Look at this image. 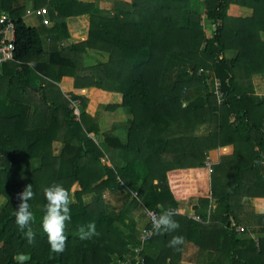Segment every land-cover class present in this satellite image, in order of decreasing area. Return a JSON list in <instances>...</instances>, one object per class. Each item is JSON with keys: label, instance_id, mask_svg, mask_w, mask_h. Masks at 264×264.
Returning a JSON list of instances; mask_svg holds the SVG:
<instances>
[{"label": "trees", "instance_id": "1", "mask_svg": "<svg viewBox=\"0 0 264 264\" xmlns=\"http://www.w3.org/2000/svg\"><path fill=\"white\" fill-rule=\"evenodd\" d=\"M103 4L0 0L15 47L14 61L0 66V264H118L132 252L140 202L159 214L172 210L179 224L154 233L143 264H264V96L252 82L264 77V0ZM43 7L52 24L47 37L66 41L51 52L42 30L24 22L28 11ZM67 19L78 20L76 30ZM203 19L211 24L210 37ZM90 51L106 62L87 66ZM174 61L189 70L171 80ZM209 74L220 83V99ZM66 76L74 79L68 98L59 87ZM189 92L200 103H188ZM101 104L129 118L99 142L94 115ZM203 126L209 133L199 137ZM55 143L61 145L56 155ZM228 145L233 154L209 173L208 153ZM57 183L71 196L62 253L51 250L41 228L43 190ZM28 184L31 243L13 212ZM183 202L193 204L201 222L175 214ZM89 223L97 234L82 241L79 229ZM176 236L184 243L172 247Z\"/></svg>", "mask_w": 264, "mask_h": 264}, {"label": "clouds", "instance_id": "2", "mask_svg": "<svg viewBox=\"0 0 264 264\" xmlns=\"http://www.w3.org/2000/svg\"><path fill=\"white\" fill-rule=\"evenodd\" d=\"M32 184L25 186L24 190L18 194L20 203L13 210L15 222L21 231L26 230V236L29 243L34 239L35 233L32 231L31 223L34 220V214L30 210V201L33 198ZM43 196L46 200L44 205V215L42 216L41 228L47 234L50 248L55 253H62L65 249L67 236L65 234L66 222L71 221V196L68 189L61 184H52L43 190ZM172 210L160 214L154 221V228L157 232L175 231L179 228L178 222L172 219ZM95 223H89L87 228H80L78 237L80 240L90 239L96 235ZM184 238L182 236L173 237L169 242L172 247L182 245Z\"/></svg>", "mask_w": 264, "mask_h": 264}, {"label": "rangeland", "instance_id": "3", "mask_svg": "<svg viewBox=\"0 0 264 264\" xmlns=\"http://www.w3.org/2000/svg\"><path fill=\"white\" fill-rule=\"evenodd\" d=\"M87 1V0H85ZM111 0H90V2H97V3H101L102 7H105L103 3H107ZM43 8H46V7H43ZM47 9V8H46ZM233 10L230 11V15H235ZM48 15V14H47ZM46 15V19L45 20H49L48 16ZM27 16V15H26ZM26 18V17H25ZM43 19V20H44ZM25 23L26 24H29L31 23L30 22V19L27 17L25 19ZM69 21H72V19H67V24ZM202 28H203V31L205 32V35L207 37H210L211 36V32H212V28H211V24L208 23L207 21H204V19L202 20ZM71 23V22H70ZM51 23L49 24V26H46V27H51ZM42 27H45V26H42ZM44 30V28H42ZM9 37H11L9 35ZM262 39L264 40V34H262ZM65 45L66 44V41H61V42H58V49L63 47L62 45ZM106 59L107 57L106 56H103L101 54H98V53H95V52H88L87 55L84 56V62L86 63L87 66H93V65H96L100 62H106ZM168 74L170 76V79L171 80H175L177 78V76L179 75V73L182 71V70H189V66L188 65H185V64H180L176 61L173 62V64L168 67ZM210 75V79H209V83H210V86L212 88V92L214 91V87H215V82L217 81V79L214 78L213 74H209ZM65 78H71L70 76H66ZM255 79L257 80L255 82V84L257 85H260V83L263 81L264 82V77L261 78L259 76H256ZM71 80H74L73 78ZM262 80V81H261ZM66 81V80H65ZM262 82V83H263ZM262 86V85H261ZM258 88V87H257ZM74 89L71 90V92H73ZM71 92H65L64 95L68 98L70 93ZM258 93H261L263 94L264 92H262L261 90L258 91ZM101 102V101H100ZM103 102V101H102ZM187 102L188 103H200V99L197 97L196 93H188L187 94ZM186 102V103H187ZM186 103L184 102L183 103V107H186ZM77 107V105H76ZM77 110H79V107L76 108ZM95 115H94V118L98 124V127H99V135H98V138L96 139H99V142L103 141L104 140V137H103V134L105 133H109L110 131L114 130L116 131L118 129V131L121 130V128H123V124L126 123V121L128 120L129 116L127 115V113L125 111H122V110H118L116 112H106L104 110V105L102 106V104L100 105V107L96 108L95 110ZM79 111H77L78 113ZM122 125V126H121ZM120 127V128H119ZM122 132V131H121ZM197 136L200 135L199 137H204V135H207L209 133V130L203 126L202 128H200V130H197ZM122 136V134H120ZM61 149V145L60 144H57L55 143L54 144V154L56 155L57 153H59ZM207 162V161H206ZM209 162V160H208ZM33 165H37V162H33ZM137 190L133 189V188H130L129 189V193L131 196L135 197L133 195V193H136ZM85 203H90V198L89 197H85ZM111 202H113L114 205H118L120 206V204L122 203L121 202V199L120 198H116V197H110L108 198ZM2 199L0 200V204L2 203ZM186 204H184L183 206H185ZM154 209H148L146 208L144 210V215L146 214L147 211H153ZM184 213H187L185 211H183ZM142 216V214H141ZM125 228H123V231H124ZM138 231V230H137ZM126 234H128L130 236V234L128 232H126ZM140 236H141V233H138V234H135L134 235V239H131L132 240V247L134 248H137V247H140ZM256 237L254 236V239ZM146 245V244H145ZM145 245L142 247V251L144 252V249H145ZM130 247V250L132 252H130L129 254L125 255L124 256V259L123 261H118V264H125L127 262H131V263H137L138 261H140V259L138 257H136L133 253V249ZM142 259H143V253H141V256H140ZM211 260H214L213 257H210ZM116 261V260H115ZM117 262V261H116ZM144 263V262H143ZM180 264H191V263H188V262H185V261H182L180 262Z\"/></svg>", "mask_w": 264, "mask_h": 264}, {"label": "built area", "instance_id": "4", "mask_svg": "<svg viewBox=\"0 0 264 264\" xmlns=\"http://www.w3.org/2000/svg\"><path fill=\"white\" fill-rule=\"evenodd\" d=\"M47 14L48 12L46 8L39 9V10H30L27 12V15H34L37 18H40V19L42 18L40 22L43 26H49L50 24V20L48 19L45 20L46 19L45 17ZM9 35L11 37H9ZM62 46H64V44ZM14 50H15L14 26L12 24V21L5 14H3L0 17V66H2L5 63H10L14 61ZM219 88H220V83L219 81H216L213 93L217 95L218 99L222 97V95L219 92ZM76 105H77L76 102H71L70 108L76 109L77 108ZM206 167L208 168V172L211 173L213 165L211 164L210 161L206 162ZM133 195L136 197L137 193H133ZM160 214L155 211H147L145 214L147 225L145 229L141 231L140 247L133 249L134 255L140 259V261H138L136 264H143L144 262V260L140 257L141 253H143L142 247L153 237L154 233L156 232L154 228V221L155 219L158 218ZM175 214H178V212L176 211ZM187 217L196 222H201L199 216L195 214L187 215ZM236 232L239 234L243 233V228L237 227ZM125 264H132V263L129 261Z\"/></svg>", "mask_w": 264, "mask_h": 264}, {"label": "crops", "instance_id": "5", "mask_svg": "<svg viewBox=\"0 0 264 264\" xmlns=\"http://www.w3.org/2000/svg\"><path fill=\"white\" fill-rule=\"evenodd\" d=\"M81 1L90 2V0H87V1L81 0ZM25 17L26 18L28 17L30 19V22H31L29 24H26L25 23L28 27H30V28H37L39 30L40 29L42 30V32H43L42 33V37H43V41H44L43 42L44 49L47 52H51L53 50H56L58 48L57 43H53L51 41V39L49 37H47L46 32H44L45 28H50V27H46V26L45 27H42L43 25L40 22L41 19L35 17L34 15H27ZM25 17H24V22H26L25 21V19H26ZM76 23H78V20L77 19H72V21H69L68 22L69 28L71 27L72 29L76 30V28H75L76 27ZM42 28H44V30ZM255 77L252 78V82H253V85H254V92L258 96H264V93L263 94L258 93L259 90H261L262 92H264V82L261 80L263 83L261 82L260 85H258V84L256 85L255 82L257 80L255 79ZM71 79L72 78H69V79L68 78H63L62 79L61 84L59 85V87H60V89H61V91L63 93H65V92H71V90L73 89L74 80H71ZM198 136H200V135H198ZM233 152H234V147L231 146V145H228V146H225V147H222V148H218V149L213 150V151H210L208 153L207 161L209 160L212 165H216V164L219 163V161H220L221 158H223V157H230L233 154ZM184 204H186V205L183 206ZM192 207H193V204L192 203L183 202L179 206L177 212H178V214L184 215V216L187 217V215L193 214L192 213ZM145 209H146L145 205L142 202H140L138 208L133 212L134 220L137 223L136 229L138 230V233H141V231L143 229H145V227L147 225V221H146L145 215L143 214ZM183 211H185L187 213H184ZM141 214H142V216H141Z\"/></svg>", "mask_w": 264, "mask_h": 264}]
</instances>
